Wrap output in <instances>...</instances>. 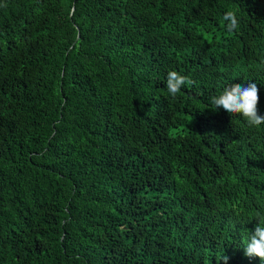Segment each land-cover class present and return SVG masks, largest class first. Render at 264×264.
<instances>
[{
	"label": "trees",
	"instance_id": "1",
	"mask_svg": "<svg viewBox=\"0 0 264 264\" xmlns=\"http://www.w3.org/2000/svg\"><path fill=\"white\" fill-rule=\"evenodd\" d=\"M249 82L264 0H0V264H264V124L210 103Z\"/></svg>",
	"mask_w": 264,
	"mask_h": 264
},
{
	"label": "clouds",
	"instance_id": "2",
	"mask_svg": "<svg viewBox=\"0 0 264 264\" xmlns=\"http://www.w3.org/2000/svg\"><path fill=\"white\" fill-rule=\"evenodd\" d=\"M223 19L227 22L226 29L229 33L239 27V21L234 11L225 12ZM192 83L189 77L181 75L177 71H169L165 87L168 93L175 97L184 85ZM210 103L215 109L222 108L229 114L241 115L249 127H259L264 124V116L258 114L259 88L256 83L230 84L219 95L211 96ZM254 219L258 220V224L254 231L250 232L245 246V255L250 258L258 257L264 261V213L257 212ZM228 259L224 255L221 257L224 264H227Z\"/></svg>",
	"mask_w": 264,
	"mask_h": 264
}]
</instances>
